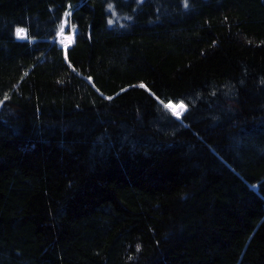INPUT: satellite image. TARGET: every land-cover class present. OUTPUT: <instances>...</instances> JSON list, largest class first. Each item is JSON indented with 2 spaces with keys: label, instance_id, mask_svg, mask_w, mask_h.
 I'll return each instance as SVG.
<instances>
[{
  "label": "trees",
  "instance_id": "obj_1",
  "mask_svg": "<svg viewBox=\"0 0 264 264\" xmlns=\"http://www.w3.org/2000/svg\"><path fill=\"white\" fill-rule=\"evenodd\" d=\"M0 101V264H264V0H0Z\"/></svg>",
  "mask_w": 264,
  "mask_h": 264
},
{
  "label": "snow or ice",
  "instance_id": "obj_2",
  "mask_svg": "<svg viewBox=\"0 0 264 264\" xmlns=\"http://www.w3.org/2000/svg\"><path fill=\"white\" fill-rule=\"evenodd\" d=\"M185 6H187V0H185ZM65 15L70 16V13H65ZM22 32H23V29L17 30L18 35ZM63 32H64V27H63V25H61L60 33L63 34ZM67 47L68 46L66 45L65 46V60L66 61L68 60ZM140 86L144 87L143 84H141ZM4 99L7 100L8 97H5ZM109 99H111V98H109ZM2 103H3V101H0V104H2ZM161 103H163V102H161ZM163 106L165 109H168L169 111H171V113L174 116H176L177 118H180L182 116L183 112H185L187 109V106L182 101L180 103H175V104L172 103L171 101H169L168 103H164ZM137 250H139V246H137Z\"/></svg>",
  "mask_w": 264,
  "mask_h": 264
},
{
  "label": "rangeland",
  "instance_id": "obj_3",
  "mask_svg": "<svg viewBox=\"0 0 264 264\" xmlns=\"http://www.w3.org/2000/svg\"><path fill=\"white\" fill-rule=\"evenodd\" d=\"M62 25L64 27V31L65 28L67 29V32H63V34H61L59 32L58 36H57V42L62 45L63 47H65L66 45L69 46V44L72 42L73 39V34H74V28L72 27L70 20L69 19H64L62 22ZM16 34L19 38H25V32L23 30L22 33H20L18 35L17 31Z\"/></svg>",
  "mask_w": 264,
  "mask_h": 264
},
{
  "label": "water",
  "instance_id": "obj_4",
  "mask_svg": "<svg viewBox=\"0 0 264 264\" xmlns=\"http://www.w3.org/2000/svg\"><path fill=\"white\" fill-rule=\"evenodd\" d=\"M76 28H74V30H75Z\"/></svg>",
  "mask_w": 264,
  "mask_h": 264
}]
</instances>
